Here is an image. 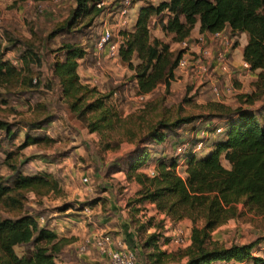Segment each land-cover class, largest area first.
<instances>
[{
  "label": "trees",
  "instance_id": "trees-1",
  "mask_svg": "<svg viewBox=\"0 0 264 264\" xmlns=\"http://www.w3.org/2000/svg\"><path fill=\"white\" fill-rule=\"evenodd\" d=\"M75 1V6L56 25L53 34L71 31L80 17L99 15L103 10L96 6L97 0ZM163 10L169 15L162 29L173 32L176 40L189 38L197 21L201 32L223 27L229 28L234 34L236 31L247 32L242 58L250 63L251 69L258 70L259 81L257 90L246 93L247 99L244 101L253 104L264 94V0H162L158 4L147 2L140 5L134 27L122 30L125 40L119 47L121 59L134 70L138 92H150L159 81H163L168 89L174 75L173 69L182 52L179 49L173 56L169 44L152 37L150 33L151 15ZM236 43L234 41V45ZM59 48L63 49L62 58L54 59L53 76L57 78L61 93L69 99V108L76 116L85 120V114L91 113L90 118L86 117L87 129L90 132L101 131L103 128H112L115 123L131 120L132 116L119 114L108 101V94L79 80L78 59L84 56L85 48L68 41ZM133 55L138 58L136 63L132 62ZM35 58H39L37 54ZM5 63L0 60V75L5 71ZM211 101L214 109L205 116V129L208 128L209 134L213 133L211 125L219 124L221 119L224 121L221 136L213 139L212 149L202 155L190 151L184 153L182 158H185L186 165L182 173L176 168L181 157L174 152L177 145L187 140L194 144L199 139H211V136L200 135L198 128L193 129L194 134L190 138H185V131L178 138L174 135L173 132L183 130L182 125L196 121L197 115L177 114L171 118L168 114H160L137 137L134 145L111 164V169L119 170L120 164L124 163L126 178L138 184L127 206L136 236L144 235L139 240L143 264H214L215 261L230 260L264 264V256L252 252L259 239L226 244L212 235L216 227L230 218L238 219L246 211L264 214V99L256 108L261 113V119L248 106L232 107L224 102ZM49 119L50 116H43L32 121L31 126L41 127ZM0 128L11 134L9 123L1 118ZM168 136L174 139L170 154L167 156L161 150L152 167H149L154 172L143 170L142 165L155 154L154 144L162 145ZM45 137L50 139L49 136ZM39 139L41 136L25 133L20 145L23 147ZM221 155L230 163L229 167L222 164ZM51 173L23 174L15 166L10 177L0 172V209H22L26 190L42 195L54 188L57 182ZM8 178L13 181L8 182ZM96 202L97 199L81 201L77 208ZM146 202L154 203L156 212L163 213L162 218L172 223L177 224L181 219L189 218L192 222L190 243L176 250L162 247L173 239V232L169 237L158 228L149 232L152 216L145 221L137 217L141 205ZM72 205V202H63L59 210ZM67 240L66 237H59L46 224L41 225L32 212L5 216L0 213V264H64L57 257ZM16 244L26 245V251L18 254L14 248ZM136 255L138 259L139 250H136Z\"/></svg>",
  "mask_w": 264,
  "mask_h": 264
},
{
  "label": "rangeland",
  "instance_id": "rangeland-1",
  "mask_svg": "<svg viewBox=\"0 0 264 264\" xmlns=\"http://www.w3.org/2000/svg\"><path fill=\"white\" fill-rule=\"evenodd\" d=\"M139 1V4L143 5L147 2L158 4L162 0ZM39 3L42 10L38 9ZM75 4V0H0V60L6 61L3 67L5 71L0 75V118L9 123L11 131L8 135L0 128V172L10 177L14 166L23 174L48 171L52 172L57 182L54 188L42 195H37L31 190L24 191L22 209L2 207L1 215H17L29 211L34 213L43 225L52 222L54 212L61 211L62 213L57 214L63 215L74 214L73 210L78 209V202L81 201L97 199L93 205L104 210L108 203L107 197H113L117 205L119 201L120 206H127L137 183L126 178L124 163L120 164L119 170L111 169V164L134 145L137 137L145 132L160 114H168L171 118L177 114L199 116L196 121L182 125L183 130L173 132L178 138L185 131V138H190L194 134V128H198L199 132L205 129V116L207 112H213L214 106L210 103V82L194 84L191 75L177 66L173 69L174 75L168 89L163 81H159L147 92L146 97L139 98L133 77L134 70L119 55L108 56L104 52H97L95 48L104 18H107L112 26L114 38L118 37V32L131 26L116 24L117 21L114 16L109 15L108 8H104L99 15L80 17L71 31L53 34L56 25L69 15ZM168 15L166 10L153 13L149 29L152 37L169 44L174 56L179 49L184 50V47L182 40H176L173 32L162 29ZM66 41L81 44L86 50L84 56L78 59L79 80L108 94V101L116 107L119 114L132 116L131 120L121 124L115 123L112 128L90 132L86 126V117L90 118L91 113H86L83 120L70 110L69 99L61 93L57 78L52 73L54 59L62 58L63 49L59 46ZM234 41L237 43L232 46V50L230 48L228 54L231 60H235L241 45L247 41V32L236 31ZM191 47L197 48L193 43ZM137 61L138 58L133 55L132 62ZM233 63L237 66L239 64L234 61ZM239 74L243 78L246 75L245 70L239 68L231 71L234 81L239 87L242 84L245 91L217 101L228 102L232 107L248 106L257 112L256 108L264 99V94L253 104H246L244 99H247L246 93L257 90L258 75L250 79L243 78L241 81ZM181 75L188 79L183 84L176 81L177 76L181 78ZM213 77L215 79L216 74H213ZM162 104L167 111L161 107ZM43 116H50V119L42 123L41 127L31 126L32 121ZM257 116L262 118L261 113L257 112ZM218 123L224 125L221 119ZM25 133L41 136V139L22 147L20 144ZM207 136H211V139H203L202 152L212 145L213 139L220 137L221 133L213 132ZM172 137L168 136L162 145L154 144L155 154L150 156V163L142 165L143 170L149 173V167H152L161 150L167 156L170 154L174 142ZM151 163L152 165H149ZM182 168L178 167L180 173ZM84 176L87 177L86 181L83 180ZM12 181V178H8V182ZM66 201L74 205L59 210ZM240 206L242 207V204ZM137 214L142 221L152 216L149 232L158 228L169 237L177 226L176 223L159 217L158 212L145 204L141 205ZM234 222L230 227H224L226 230L221 229L222 242L230 244L259 239L252 252L254 255L264 256V214L246 211ZM143 238V234L137 236L140 241ZM166 247L164 246L167 250H176L183 246L172 242ZM14 248L18 254H22L27 246L16 244ZM57 258H61V255ZM214 264L253 263L230 260L215 261Z\"/></svg>",
  "mask_w": 264,
  "mask_h": 264
},
{
  "label": "built area",
  "instance_id": "built-area-1",
  "mask_svg": "<svg viewBox=\"0 0 264 264\" xmlns=\"http://www.w3.org/2000/svg\"><path fill=\"white\" fill-rule=\"evenodd\" d=\"M31 1V0H30ZM132 0H97L95 2L97 7L108 8L109 15L114 16L116 24L126 25L129 16L131 14ZM39 10H42V5L39 3ZM114 31L112 26L108 23V19L104 18L102 23V29L99 37L96 41L95 48L97 52H104L108 56H118L119 47L124 40V35L120 32L114 38ZM195 44V48L191 45ZM234 33L229 28L223 27L222 29L215 31H207V33H201L195 38H186L182 40V47H184L177 60L176 66L191 75V79L194 84H202L203 82H210V91L212 97L215 100H225V97L231 94H237L242 92L240 87L236 84L231 76V71L243 69L246 74H250L254 71L251 69L250 63L241 58L238 66L233 63L228 56L230 48L234 46ZM120 56V55H119ZM235 68V69H234ZM213 74H216L214 79ZM147 93L138 92L139 98L146 97ZM214 128V132H221L222 125L214 123L211 125ZM212 134V133H210ZM200 135L207 137L209 130L204 129L200 131ZM192 145V147H191ZM203 139H199L194 144L190 141H185L177 145L175 154L181 155L177 164L181 167L185 164V158L182 156L186 152H196L202 149ZM182 162V165H181ZM153 173V169L149 170ZM83 180H87V177H83ZM84 211L90 210L88 205L84 206ZM175 237L169 242L163 244L162 247H166L172 242L178 244V246H186L190 243V234L185 231L182 225H177L174 228ZM113 238L109 234H99L95 238H85L79 244L80 251H86L90 248H96L102 253H107L109 256V264H135L137 260L136 250L131 246L114 247L112 245ZM167 248V247H166Z\"/></svg>",
  "mask_w": 264,
  "mask_h": 264
},
{
  "label": "crops",
  "instance_id": "crops-1",
  "mask_svg": "<svg viewBox=\"0 0 264 264\" xmlns=\"http://www.w3.org/2000/svg\"><path fill=\"white\" fill-rule=\"evenodd\" d=\"M139 3H140L139 0L138 2L134 1L133 7L131 8V17L129 18L126 24V27L128 25L131 26L124 30H131L134 27L138 8L141 5ZM207 31L208 30L202 32L199 31V22L197 21L190 31L189 38H191L192 36L197 37L201 33H207ZM120 33L123 34L122 31ZM124 40H125V36H124ZM123 42H121V44ZM245 43L246 41L243 42V44L241 45L242 46L241 49H239V51L236 53L235 60H233L235 63H239L240 59L242 58V49ZM257 74H258V70H254L252 73L243 76V78L249 77L250 79V77H256ZM184 75H181L180 76L181 78L177 76V80H176L177 83L183 84L184 82H186V80H188L187 77ZM239 78L241 79V81L243 80L240 74H239ZM135 85L137 87L136 81H135ZM240 86H241L240 90L244 92L245 88H243L242 84H240ZM211 100L215 101L212 95H211ZM225 103L231 105L228 102ZM212 147L213 146L210 145L205 148V151L203 152L201 151L197 154L202 155L203 153L207 152L209 149H212ZM221 162L226 167L230 166V163L222 155H221ZM147 163H150V160H148ZM149 165H152V163ZM185 165L186 164L182 165L183 168L185 167ZM137 188H138V184L135 187L134 191H136ZM107 199H108V203L104 210L100 206H96L92 204V205H88L90 210L88 212H85L83 209L84 206L86 205L85 204L83 208L73 210L74 214L72 215L57 214V213H62L61 211L53 213L54 217L52 218V222L46 223V226L52 229L59 237L68 238L67 243L64 244L61 252L59 253V255H61V258H58L59 262L64 264H109V256L107 253H102L98 251L96 248H90L86 251L79 250V244L85 238L93 239L95 238V236L105 233L112 236L113 238L112 245L114 247L132 246L135 247L136 250H139L140 257H138V259L139 258L140 259L139 260L137 259L135 264H143L139 239H137L134 225L130 221L131 217L128 206H120L119 201H118L119 204L117 205V203H115V201L113 200V197L112 198L107 197ZM145 205L153 208V211L156 212L154 203L146 202ZM138 216L139 214H137V217ZM158 216L163 217V213H159ZM235 220L237 219L230 218L225 223L216 227L212 231L213 238H217L221 240V233L223 231L221 229L222 228L225 229L224 227H230V225L235 224L234 222ZM191 224L192 222L189 218H183L177 223V225H182L185 228V231L189 234H190ZM149 229H151V227ZM62 254L64 255V257H62Z\"/></svg>",
  "mask_w": 264,
  "mask_h": 264
}]
</instances>
